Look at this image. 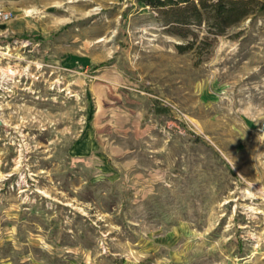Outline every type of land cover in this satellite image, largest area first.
I'll list each match as a JSON object with an SVG mask.
<instances>
[{"label": "rangeland", "instance_id": "1", "mask_svg": "<svg viewBox=\"0 0 264 264\" xmlns=\"http://www.w3.org/2000/svg\"><path fill=\"white\" fill-rule=\"evenodd\" d=\"M254 5L180 51L141 0H0V264H264Z\"/></svg>", "mask_w": 264, "mask_h": 264}, {"label": "trees", "instance_id": "2", "mask_svg": "<svg viewBox=\"0 0 264 264\" xmlns=\"http://www.w3.org/2000/svg\"><path fill=\"white\" fill-rule=\"evenodd\" d=\"M141 1L157 13L166 32L183 41L177 47L180 51H185L194 47L198 37L197 29H206V40L209 35L224 34L227 28L252 13L256 0Z\"/></svg>", "mask_w": 264, "mask_h": 264}, {"label": "built area", "instance_id": "3", "mask_svg": "<svg viewBox=\"0 0 264 264\" xmlns=\"http://www.w3.org/2000/svg\"><path fill=\"white\" fill-rule=\"evenodd\" d=\"M10 15L5 10L0 9V20H7L9 19ZM263 128H264V122H263Z\"/></svg>", "mask_w": 264, "mask_h": 264}, {"label": "water", "instance_id": "4", "mask_svg": "<svg viewBox=\"0 0 264 264\" xmlns=\"http://www.w3.org/2000/svg\"><path fill=\"white\" fill-rule=\"evenodd\" d=\"M2 123V121L0 120V124Z\"/></svg>", "mask_w": 264, "mask_h": 264}, {"label": "bare ground", "instance_id": "5", "mask_svg": "<svg viewBox=\"0 0 264 264\" xmlns=\"http://www.w3.org/2000/svg\"><path fill=\"white\" fill-rule=\"evenodd\" d=\"M9 74H10V73H9ZM7 75H8V74H7ZM7 75H6V76H7Z\"/></svg>", "mask_w": 264, "mask_h": 264}]
</instances>
